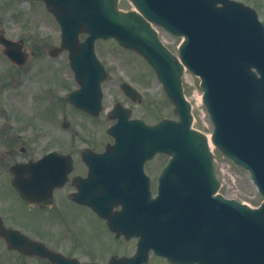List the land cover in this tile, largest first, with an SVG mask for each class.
I'll use <instances>...</instances> for the list:
<instances>
[{
    "label": "water",
    "instance_id": "95a60500",
    "mask_svg": "<svg viewBox=\"0 0 264 264\" xmlns=\"http://www.w3.org/2000/svg\"><path fill=\"white\" fill-rule=\"evenodd\" d=\"M45 1L61 24L62 45L69 49L71 67L82 86L69 95L75 105L97 110L104 71L93 43L95 38L112 36L152 64L181 117L177 123L165 120L153 126L120 117L111 129L117 147L101 154L84 153L100 189L96 195L84 191L81 201L106 218L111 230L139 236L129 264H147L150 248L180 262L264 264V201L252 209L216 193L219 182L206 138L190 127L189 104L181 89L182 65L149 24L159 23L184 37L179 52L201 78L214 123L213 143L250 171L264 195V36L249 22L255 24L254 15L228 1L217 7L211 0H179L172 12L165 9L172 0H133L139 12L119 10L117 0ZM244 27L245 37L240 36ZM79 32L88 33L82 42L77 40ZM93 101L94 108H88ZM155 151L171 158L152 198L142 164ZM69 167L65 156L50 153L18 165L13 174H65ZM111 203H120L121 210L112 212ZM0 234L10 245L19 244L15 231L0 228Z\"/></svg>",
    "mask_w": 264,
    "mask_h": 264
},
{
    "label": "rangeland",
    "instance_id": "374dc122",
    "mask_svg": "<svg viewBox=\"0 0 264 264\" xmlns=\"http://www.w3.org/2000/svg\"><path fill=\"white\" fill-rule=\"evenodd\" d=\"M36 5L38 4L33 1L28 2L25 0L21 8L23 27L27 28V32L22 35V38L26 48L28 50L32 49L34 52L29 54L27 61L21 67L12 66L13 68H9V64L0 55V117L5 119V121L0 119L5 123H0V130L4 131L0 134V138L2 141L14 142L17 147L20 144L26 146V152H22V155L33 157L51 147L66 150V129L61 126V121L66 116V110H68L64 97L65 90L72 87L73 84V72L68 64L67 51H62L55 57L47 55L49 45L59 44V26L45 9L41 6L36 7ZM120 6L126 8L128 6L127 1L122 0ZM162 36L168 41L167 44L172 51L176 52L179 39L165 32L162 33ZM95 49L99 58L110 71L111 76L104 86L106 91L104 103L106 105H109L114 98L116 99L119 96L115 89V83H118L117 78L119 75L123 77L130 76L135 81L144 75L149 81V89L147 90H149L150 102L146 112H143L142 108L139 107V114L142 113V116L149 120L157 117L156 115L171 114L169 106L163 101L164 97L153 80V72L137 55L122 50L110 39L97 41ZM12 69H14L16 75L15 79H12V75L9 73ZM197 92L193 95L192 91L187 93L194 104L195 126L208 131L211 123L208 115L201 117L204 105L197 104L199 103ZM149 109L150 112L157 110L159 114L151 115L148 112ZM73 116L79 121L78 125H80L77 128L79 133L73 134L74 131L72 130V139L80 140L76 142L81 143L83 141L86 132L85 127L87 128V142L90 141V138L92 142V137L108 139L104 132L107 125L106 119L100 117L91 119L83 116L79 120L76 115ZM163 161L164 158L158 156L155 161L148 164L147 168L152 179H155ZM220 167V175L224 183L222 187L223 194L249 202L251 205L260 202L262 197L250 180L248 172L232 164L230 166L226 165V168L220 164ZM66 207L79 212L77 215H72L66 211V230L68 225L73 228L74 235L81 236L77 240L83 242L86 250L90 249L89 246L95 245L97 239L100 243L92 247L91 252L97 253L109 249V246H107L109 234H107L108 232L99 220L95 219L88 211L81 209V207L69 205L68 203H66ZM81 227H84V229L82 230ZM68 233L70 232L67 231L66 234ZM68 237L66 235V238ZM110 240L112 241L111 237ZM69 245L67 243L66 248ZM119 246L121 249L129 251L132 244L129 242L127 245L119 244ZM75 250L85 251L81 246Z\"/></svg>",
    "mask_w": 264,
    "mask_h": 264
},
{
    "label": "flooded vegetation",
    "instance_id": "af4514ba",
    "mask_svg": "<svg viewBox=\"0 0 264 264\" xmlns=\"http://www.w3.org/2000/svg\"><path fill=\"white\" fill-rule=\"evenodd\" d=\"M245 3L252 5L260 20L264 23V0H243ZM17 0H0V36L6 37L7 34H21L22 25L17 14ZM9 15V17L7 16ZM19 31V32H17ZM0 46L2 44L0 43ZM138 90L142 93L140 102L131 105L132 109L142 108L146 112L149 107V93L147 91L148 80L144 77H139L137 80ZM126 100V99H125ZM131 104V103H129ZM139 108V109H140ZM70 113V111H69ZM80 125L76 124V128L69 123L66 128V152L73 157L72 171L67 175V179L59 186L53 187L50 191L49 183L54 180V176L47 180H39L35 183V189L44 193L45 198L42 203L34 202L27 203L19 195L18 191L12 185V174L10 167L17 161H22V152L24 147H17L14 142L7 144L0 138V217L5 226L18 228L21 232L31 237L34 240L43 242L48 248L59 252L63 256L76 257L80 261H98L105 262L111 255H129L130 251H114L109 254V257L100 255L101 252L93 253L90 249L86 250L81 240L77 237L69 225L66 230V203L81 208H86L70 198V193L77 190L76 181L78 177L86 176L87 170L85 164L80 157V144L72 143L73 134L79 133L77 128ZM78 136V135H77ZM87 131L83 137L86 140ZM81 139V137L79 136ZM80 141L79 139H77ZM99 141L96 144H100ZM106 143V141H105ZM104 142L100 145H90L94 150H103ZM89 146V145H88ZM28 159V158H27ZM38 200V199H37ZM50 204V205H49ZM67 231L70 233L66 234ZM66 235L69 237L66 238ZM126 241L124 245H127ZM67 243L70 245L66 248ZM132 244V243H131ZM83 247L85 251H76L78 247ZM91 247V246H89ZM163 259V258H162ZM0 264H56L48 258L39 254L24 253L8 246L4 237L0 236ZM158 264H171L165 259Z\"/></svg>",
    "mask_w": 264,
    "mask_h": 264
}]
</instances>
